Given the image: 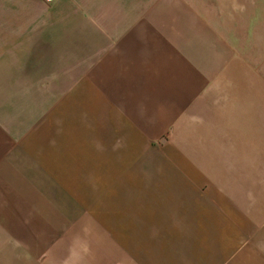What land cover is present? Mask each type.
Here are the masks:
<instances>
[{"label":"crops","instance_id":"obj_1","mask_svg":"<svg viewBox=\"0 0 264 264\" xmlns=\"http://www.w3.org/2000/svg\"><path fill=\"white\" fill-rule=\"evenodd\" d=\"M207 9L0 0V264H264V122L256 166L238 15ZM211 140L240 142L237 159L211 164L226 145Z\"/></svg>","mask_w":264,"mask_h":264},{"label":"rangeland","instance_id":"obj_2","mask_svg":"<svg viewBox=\"0 0 264 264\" xmlns=\"http://www.w3.org/2000/svg\"><path fill=\"white\" fill-rule=\"evenodd\" d=\"M200 3H204V6H206L209 12H212V17L214 16V19L216 21H221V23H227L229 22V18L233 19L237 14V24L236 28L234 27L231 29L232 32L236 34V40H233L235 43L234 48L238 52V59H237V75H240V78L242 80H253L254 85L252 86L251 93V100L249 103L251 105V120L252 124L249 126H246V132L247 133V139L250 137V132L254 139V144L252 146L253 150H249V152L252 153L251 156V163L253 165L260 164V152H261V140H260V134L262 132V122H264V0H196ZM223 25V24H222ZM226 31L228 30V26L224 25L222 26ZM252 71V76H249L248 71ZM258 81L256 84L255 82ZM256 84V85H255ZM263 93V94H262ZM230 95V94H229ZM249 102V101H248ZM246 106H248V103L246 101ZM246 111V110H245ZM247 112V111H246ZM247 114V113H246ZM249 115V111L247 114V117ZM248 120V119H247ZM211 132L218 131L220 129L221 132L227 131L224 126H214V125H208L206 126ZM238 132L240 131V128L237 126ZM198 131H202L200 126L197 124H190L187 126H182L180 130V136H184V134H196ZM242 131H245L244 128ZM186 143L184 141H177V142H171L168 141V150H171L175 148L176 146H179L180 144ZM210 144H223L226 145L223 146V157H221L219 154H213L211 151L209 155L205 156V159L208 160L213 165L220 164H232L234 159H237V156H234L233 153L237 152L239 153L240 150L239 144L240 142L236 143L234 141L229 142H217L216 140H211L209 142ZM242 144L249 146V141H243ZM188 144L192 147H196L197 141L189 140ZM236 149V150H234ZM169 152V151H168ZM218 151H216L217 153ZM221 152V151H220ZM242 152H247L248 149L242 150ZM247 156H240L238 158L237 162H243L241 159H246ZM194 161L197 159L190 158ZM145 160L148 162V157H145ZM157 160V161H156ZM142 163V169L140 173V181L143 182L142 188L140 189L141 195H146L148 193V189L144 188L146 187V182L148 180H151L152 178H149V173L146 171V169L143 167L144 162ZM158 165H157V164ZM249 163V162H248ZM247 163V164H248ZM153 164H156L159 166V173H154L155 180H162L165 178V176H168V167L166 166V159L163 158H154ZM186 164V161L184 158L180 156V151H171L168 155V165H172L174 167H180L184 166ZM147 167V165H146ZM167 171V172H165ZM126 179L130 178L131 174H128L126 172L125 174ZM136 176V174H135ZM136 179V178H135ZM111 191V190H110Z\"/></svg>","mask_w":264,"mask_h":264}]
</instances>
